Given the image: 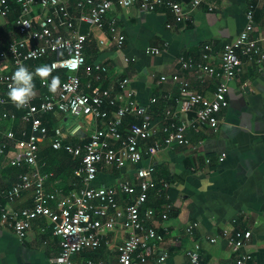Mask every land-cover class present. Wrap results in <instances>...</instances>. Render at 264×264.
I'll return each mask as SVG.
<instances>
[{"label":"crops","instance_id":"obj_1","mask_svg":"<svg viewBox=\"0 0 264 264\" xmlns=\"http://www.w3.org/2000/svg\"><path fill=\"white\" fill-rule=\"evenodd\" d=\"M7 1L10 11L6 16L0 15V40L4 48L17 37L14 22L21 13L14 0L16 4L12 0ZM171 1L188 4L192 0ZM250 4L255 6L254 21L260 33L264 31V2L261 0H203L192 10L190 21L185 24H176L168 9L143 13L136 6H115L105 20V28L88 25L81 28L82 33L90 34L84 49L85 65L79 73L82 93L106 89L126 79L129 81L126 91L133 92L139 106H146L154 98L158 100L150 114L151 126L156 132L150 140L140 143V151L144 159L155 167L152 177L157 188H170L176 194L171 204L177 215L170 219V214H165L162 207H158L159 195L149 192L141 218L162 236L163 242L156 247L148 264H192L189 253L197 246V264H234L235 255L227 247L224 237L236 229L251 231V241L244 250L253 257L254 264H264V68L253 67L240 56L241 72L228 84L226 104L219 114L216 134L206 127L198 133L188 131L189 145L167 147L163 144L161 132L163 110L175 108L174 100L183 87L203 97L196 109L209 104L215 92L216 80L182 69L179 57L200 62L203 47L210 45L211 63L218 65L223 46L244 28L245 11ZM34 13H39V9L36 8ZM111 20L115 21L118 35L125 39L121 47L109 35L107 28ZM152 51H160L161 54L153 55ZM53 59L50 56L38 65L27 64L26 67L34 72L37 67L49 65ZM97 67L105 68V72L98 74ZM14 69L11 56L0 60V71L13 73ZM98 75L100 81H96ZM52 77H59V85L54 92L48 86L44 92L56 96L63 73L49 75L47 81ZM42 80L45 78L34 75L37 97L43 93ZM10 107L14 119L0 118V130L12 131L21 138L20 119L23 114L17 117L13 112L17 107L13 103ZM42 122L47 134L44 138L39 136V167L42 169L46 162H51L54 171L62 173L59 178L48 174L52 177L44 184L46 192L55 196L53 201L45 204L57 210L65 198L79 194L85 188L84 180L75 174L80 158L68 154L64 148H83L95 130L105 132V124L91 117L72 118L59 113L46 114ZM131 123H140V120L126 117L122 131ZM26 132L30 133L29 126ZM56 138L61 141L60 150L52 147ZM8 149L7 155L0 158L1 191H11L28 173L25 168L9 166V159L15 152L13 142L9 143ZM62 153L77 160L73 177L65 180L69 170L65 169L67 166L63 163ZM52 158H55V163ZM220 158L222 162H219ZM133 170L132 166L119 170L100 165L91 185L112 189L118 208L123 210L138 195L137 189L131 196L121 191V185L133 176ZM32 204L33 190L22 192L13 202L1 201L0 264H55L60 244L48 219L34 220L23 240H18L1 220V209L21 211L31 208ZM147 211H152L153 216L148 217ZM108 215H112V211H108ZM190 224H195V228L188 233ZM126 236L127 233L117 224L101 238L96 250L72 256L71 263L117 264L116 248ZM210 238L218 239L212 244ZM164 255L166 260L158 263Z\"/></svg>","mask_w":264,"mask_h":264},{"label":"built area","instance_id":"obj_2","mask_svg":"<svg viewBox=\"0 0 264 264\" xmlns=\"http://www.w3.org/2000/svg\"><path fill=\"white\" fill-rule=\"evenodd\" d=\"M14 1L21 10L14 22L17 37L13 38L6 48L0 40V60L9 55L12 58V66L16 68L19 64L26 66L29 62H40L53 56L50 75L62 72L63 77L56 96L45 93L39 97L35 95L27 105L21 107L24 111L20 119L21 138H17L12 131L0 130V158L7 155L8 145L13 142L15 152L9 159V166L25 168L28 171L11 191L0 190V207L3 199L13 202L22 192L33 190L32 207L21 211L1 209L2 222L12 230L18 240H23L34 220L48 219L53 235L59 239L60 244V253L55 259V264H72V256L96 250L101 238L119 224L127 236L116 248L117 264H148L163 238L141 218V210L148 194L157 186L152 177L155 167L144 159L140 143L150 140L156 132L151 126L150 114L153 113L152 108L158 100L154 98L146 106H139L133 92L126 91L129 84L126 79L106 89H93L89 94L82 93L79 73L85 65L84 49L90 34L82 33L81 28L84 25L97 29L105 28V20L115 6H136L143 13L168 9L176 24H185L190 21L192 10L200 6L203 0H192L188 4H178L171 0ZM36 8L39 13H34ZM9 11L8 1L0 0V15L6 16ZM254 14L255 6L248 5L245 11V26L230 43L223 46L219 52L218 65L211 63L210 45L203 47L200 62L179 57L178 63L182 69L216 80L215 92L209 104L196 109L202 103L203 97L190 92L186 86L180 90L179 97L174 100L175 108L164 109L162 113L161 132L164 135V146L189 145L186 137L188 131L198 133L206 127L214 134L218 132L219 114L226 104L228 84L241 72L240 56L245 57L253 67L264 68V31L257 32ZM169 27L168 25L167 28ZM107 29L111 39L121 47L125 39L118 35L114 20L108 23ZM151 54L159 55L161 52L152 51ZM97 72L104 73L105 68L97 67ZM11 77L12 73L0 71L2 108L11 105L6 95ZM100 80L98 75L96 81ZM46 87V81L42 80L41 88L44 90ZM108 108L113 112H109ZM52 113L72 118L91 117L105 124V132L95 130L83 148H64L68 154L80 158V166L75 174L84 180L85 188L79 194L65 198L57 210L45 204L55 199V196L48 194L44 188L45 182L52 175L42 173L38 164L39 136L44 138L47 134L42 118ZM128 116L140 120V123H131L122 131L123 121ZM1 119H14V115L5 110ZM27 126L30 127L29 134L26 132ZM52 147L54 150H60L61 141L54 139ZM222 161L220 158L219 162ZM100 165L119 170L127 166L134 168L133 176L121 185V191L131 196L133 190L137 189L138 195L123 210L118 208L112 189L91 185L96 179ZM108 211H112V215L109 216ZM146 214L148 217L153 216L152 211H147ZM194 228L195 224H190L188 233ZM251 238V231L239 229L224 237L227 247L235 255L234 264H254L253 257L244 250ZM217 239L210 238L209 242L214 244ZM198 249L197 246L189 253L192 264L198 263ZM165 260L166 255L162 256L158 263Z\"/></svg>","mask_w":264,"mask_h":264},{"label":"clouds","instance_id":"obj_3","mask_svg":"<svg viewBox=\"0 0 264 264\" xmlns=\"http://www.w3.org/2000/svg\"><path fill=\"white\" fill-rule=\"evenodd\" d=\"M51 71L48 65L37 67L33 72L25 65L19 64L13 70L11 83L8 86L6 93L8 100L17 108L27 105L36 94L35 85L33 83L35 74L45 78L47 86L54 92L59 85V77H52L51 81H47V77L51 74Z\"/></svg>","mask_w":264,"mask_h":264},{"label":"trees","instance_id":"obj_4","mask_svg":"<svg viewBox=\"0 0 264 264\" xmlns=\"http://www.w3.org/2000/svg\"><path fill=\"white\" fill-rule=\"evenodd\" d=\"M10 3H11V1H10ZM34 63H37V65H38V64L41 63V61L40 62H29L27 64H34ZM50 63L51 62H49V65L48 66H50ZM43 93H45L44 90H43ZM10 108L12 109V107H10V105L6 106L5 108L0 107V118H1L2 114L4 113V111L5 110L6 111L10 110ZM13 112H15V115L17 117H19L20 115H22L24 113V111H23L22 108L14 109ZM18 112H19V114H17ZM62 155H63L62 156L63 157L62 160L64 161L63 163L65 164V166H67V168H65V169H68L69 170L68 175L66 177H64V179H63V180H65V178L68 179V178H72L73 177V173L75 171L74 169H76V167H77L76 166L77 165V160L74 159V158H72V157H70V156H68V155H66V154L64 155V153H62ZM52 161L55 163L56 162L55 161V158H52ZM41 170L45 174L52 173L55 178H59L61 176V174H62V173H60L61 171L60 172L54 171V168H53V165L51 164V162H46L45 166H43ZM153 192H156L159 195V197H160L158 207L159 206L162 207V210H164V213L165 214L168 212V215L170 214L169 215L170 219L171 218H174L177 215V210H175V208L172 206L171 201H173L176 198V194L174 192H172L170 190V188H167L165 190L162 187L161 188H156L155 190H152V192L150 191V194L153 193ZM146 204H147V201H146L145 205ZM145 205H144V207H145ZM144 207L142 208V210L144 209ZM147 224L149 225V222L148 221H147Z\"/></svg>","mask_w":264,"mask_h":264},{"label":"rangeland","instance_id":"obj_5","mask_svg":"<svg viewBox=\"0 0 264 264\" xmlns=\"http://www.w3.org/2000/svg\"><path fill=\"white\" fill-rule=\"evenodd\" d=\"M8 111H11V110H8Z\"/></svg>","mask_w":264,"mask_h":264}]
</instances>
